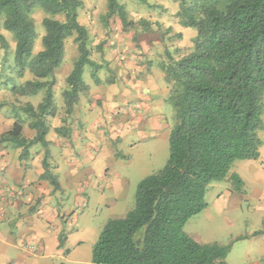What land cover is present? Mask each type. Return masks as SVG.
Segmentation results:
<instances>
[{
	"label": "trees",
	"instance_id": "trees-1",
	"mask_svg": "<svg viewBox=\"0 0 264 264\" xmlns=\"http://www.w3.org/2000/svg\"><path fill=\"white\" fill-rule=\"evenodd\" d=\"M37 6L50 16L42 21L43 48L35 53L38 32L32 12ZM84 7V0H0V27L16 37L17 74L22 77L29 71L33 75L13 91L21 95L44 91L36 108L31 103L23 107L36 136L25 137L23 119L18 116L12 127L1 133L0 145L21 148L20 159H27L30 149L41 144L45 171L40 178L48 180L54 190H60L61 184L49 162L48 117L55 115L56 70L64 62L66 39L75 36L79 52L62 92L67 114L81 95L89 93L84 80L87 65L92 67L94 82L100 83L102 67L91 59L90 33L79 20ZM113 15L125 29L135 23L119 0H109L106 16ZM177 18L183 27L196 28L197 35L190 53L177 60L170 57L164 65L171 84L169 101L176 112L169 158L162 169L139 182L134 207L107 222L89 264H227L231 243L202 244L184 228L208 207L206 193L213 182L226 179L236 161L260 157L264 0H181ZM0 43L9 49L1 30ZM66 130L64 126L56 128L62 135ZM230 178L240 190L239 175L233 173ZM60 239L63 246L61 235Z\"/></svg>",
	"mask_w": 264,
	"mask_h": 264
},
{
	"label": "crops",
	"instance_id": "crops-1",
	"mask_svg": "<svg viewBox=\"0 0 264 264\" xmlns=\"http://www.w3.org/2000/svg\"><path fill=\"white\" fill-rule=\"evenodd\" d=\"M168 19L166 17L162 23L173 27L175 32L191 29L183 27L178 18L171 22L172 25H168ZM114 29L115 31L110 32L108 44L102 50L98 51L97 47L92 50L90 47L91 59L102 67L98 73L100 83L94 82L90 72L87 79L84 72L89 93L81 95L74 105L66 127L68 133L62 135L56 132V128L64 123L63 119L58 121L54 116V125L47 135L54 167L51 171L58 176L61 188L66 192L69 182V185L79 190L81 181H84L99 205V210L104 207L110 211L118 208L120 201L133 189L130 188L132 176L128 180L124 175V171L130 172L132 168L128 166L132 161L126 146H131V152L137 148L135 135H139L138 139L141 141L158 138L161 133L167 132L163 131L165 121L174 116L169 101L171 84L166 80L164 69V65L169 62L165 56L168 49L154 39V44L151 45H131V33L123 28L118 17ZM103 34L100 30V40L105 37ZM90 36L93 38L92 34ZM100 97L105 100V106L103 101L102 106L98 105ZM64 114L67 116L66 110ZM2 116L0 135L8 131L15 122L12 118L5 121L6 126L1 127ZM23 133L29 139L36 136V130L29 125L23 127ZM170 133L171 130L169 136ZM129 136H133L132 139ZM263 147L264 141L260 157L242 160L244 162L240 169L234 163L226 178L227 186H216L212 191V197L217 200H222L227 194L224 197L225 214L227 210L232 211L227 209L232 206L235 212L245 210L251 216L248 222L250 227L234 234L229 242H210L232 244L226 258L227 264H264ZM44 150V147L36 144L30 149L27 159H20L21 148L0 145V198H7L18 192V196L26 198V201H34L39 197L44 199L34 215H30L29 206L21 205V199L16 205L8 206L7 202L5 207L1 205L0 264H89L101 229L96 230V225L92 224L95 222L94 217L85 219V223L81 225V217L73 211V215L65 218V221L58 218L66 211L59 214L51 198L62 189L54 192L52 184L40 178L45 171L42 155ZM233 173L238 174L242 180L240 190H236L230 178ZM19 184L25 188L23 191ZM208 208L209 206L206 209ZM123 211L125 213L126 209ZM225 218L228 220L227 216ZM60 235L63 246L60 244ZM191 237L200 242L194 236ZM29 245L36 246L38 250L31 251L28 249Z\"/></svg>",
	"mask_w": 264,
	"mask_h": 264
},
{
	"label": "rangeland",
	"instance_id": "rangeland-1",
	"mask_svg": "<svg viewBox=\"0 0 264 264\" xmlns=\"http://www.w3.org/2000/svg\"><path fill=\"white\" fill-rule=\"evenodd\" d=\"M84 2L85 7L79 12V20L86 27H90L87 28L90 35H93V38L90 36L89 42V46L92 48V50H96L95 47H97L98 51L102 50L108 44L110 32L115 31L114 27L116 18L118 16H106L108 12L109 0H84ZM119 2L125 6L128 12V19L135 22L126 29L127 32L131 33V45H151L154 44V40H158V44L168 49V52H165V56L168 61L170 57L177 60L190 53L194 49L195 38L197 35L196 28H191L187 31L185 30L184 32H175L173 27L162 23L166 17L167 19L169 17L167 22L170 24L168 25H172L171 22L176 21L181 0H147L146 4L141 2V0H119ZM47 16L50 15L39 6H37L32 12V17L38 32V37L36 38L34 46L35 53L43 48L42 36L45 33V27L43 26L42 21ZM56 18L62 20L64 19L63 16H56ZM142 20L147 21V24H143L141 22ZM146 25L149 26V29L144 28ZM0 30L9 43V49H5L0 43V116L3 115V118H1V127H3V125L6 126L5 121H10L12 118L16 120L18 116L23 119V125L25 126L28 125L29 118L24 112L23 107L31 103L36 108L42 101L44 91H41L35 95H21L16 94L13 91L14 86L18 87L25 84L26 81L32 80L33 75L29 71H26L22 77L17 74V69L15 68L14 62L16 37L11 32L4 30L2 25ZM100 30H102V32H104L103 35H105V37L101 40L99 38ZM74 38L75 36L66 39L64 62L62 63L61 67L56 70L57 82L54 87L56 109L54 116L57 117L58 121L63 119L62 122L64 124L60 127H67L69 124V115L71 114H67V111V116L64 114L66 105L62 96V92L67 86L65 77L71 72L73 64L79 56L77 43ZM173 55H175V57ZM91 70L92 67L90 65L85 67V77H87V79L89 78V72H91ZM101 99L102 98L100 97L98 100V105L102 106L104 102L105 106V100ZM171 108L174 116L173 118L169 120L167 119L165 121L166 124L163 131L167 132L161 133L158 138H148L147 141H141V139H138L139 135H135L136 137L134 140L136 143H138V146L132 152L130 151L131 146H126L128 147L126 149L129 151L127 154L132 161L128 166H131L132 168L130 169V172L124 171V175L128 180H130V177L132 176L130 188L133 187V189L130 194L120 201V206H118V208L110 211L103 207V210H99V205L96 203L95 198L91 196L90 190L86 188L84 181H81L82 183L80 184L79 190H77L78 188L69 185L68 182V189H66V192L61 188V192H57L52 196V198L50 197L51 195L49 196L51 201L54 203V207L59 211V214H61L63 211H66L61 217L58 218H60L62 221H65V218L73 215V212H75L77 216L81 217L80 224L83 225L85 223V219L94 217L95 222H92V224L96 225V230L99 228V230L101 229L100 231L102 232L110 219L118 218L129 212L134 207L136 190L139 182L145 177L162 169L167 163L169 158V130H172L176 123V112L172 103ZM54 116L48 117V122L49 124L51 123L50 127H53L54 125L52 124L54 120L52 117ZM63 116L66 119H64ZM64 135H66L65 131ZM260 136L264 141V126L260 131ZM129 137L128 140H130ZM37 145L43 147L40 144ZM39 152H42V150ZM262 152L264 154V147L262 148ZM42 155L45 156V150ZM49 162L52 168L53 163L51 162V156L49 158ZM243 162L244 161L242 160L236 161L235 167L240 169L243 166ZM233 170H235V168H233ZM64 181L66 180L64 179ZM216 186H227V180L223 179L220 181H215L210 185L206 194V200L209 204V208L192 217L184 228L186 233L197 238L200 243H210L214 240L220 242H229L230 238L234 234H237L241 231L243 232V230H246L250 227L248 222L250 221L251 216L247 211L240 210L235 212L233 207L229 206L227 209H231L232 211L227 210L225 214L224 197L227 196V194H225L222 200H217L215 197L213 198L212 191ZM19 187H21L22 191L25 189L22 184H19ZM56 191L57 190H54V192ZM224 191H226V189H224ZM20 197L21 195L18 196V192H15L14 195H11L7 198L1 196V198H4L5 200L0 198V207L1 205L4 206L6 202L8 203V206H12L14 204L16 205L17 201L21 199L23 201V204L21 205L25 207L29 206L30 215H34L38 212L40 206L44 202L42 197L35 198L34 201L33 199L31 201H26V198ZM78 198L81 199L79 200ZM124 209H126L125 213H123ZM224 215L228 217V220H226Z\"/></svg>",
	"mask_w": 264,
	"mask_h": 264
},
{
	"label": "built area",
	"instance_id": "built-area-1",
	"mask_svg": "<svg viewBox=\"0 0 264 264\" xmlns=\"http://www.w3.org/2000/svg\"><path fill=\"white\" fill-rule=\"evenodd\" d=\"M28 249H30V250L33 251V252H35V251L38 250L37 247L34 246V245H29V246H28Z\"/></svg>",
	"mask_w": 264,
	"mask_h": 264
}]
</instances>
